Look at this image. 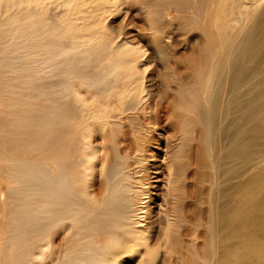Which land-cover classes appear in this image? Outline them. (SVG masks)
I'll use <instances>...</instances> for the list:
<instances>
[{"label":"bare ground","instance_id":"6f19581e","mask_svg":"<svg viewBox=\"0 0 264 264\" xmlns=\"http://www.w3.org/2000/svg\"><path fill=\"white\" fill-rule=\"evenodd\" d=\"M132 263L264 264V0H0V264Z\"/></svg>","mask_w":264,"mask_h":264},{"label":"rangeland","instance_id":"374dc122","mask_svg":"<svg viewBox=\"0 0 264 264\" xmlns=\"http://www.w3.org/2000/svg\"><path fill=\"white\" fill-rule=\"evenodd\" d=\"M135 9H136V5H129V7H128V5L124 6L122 13H120L119 16H117L116 18L111 19L109 21L110 27L113 28V30H115V31L119 28L123 29L124 31H129L131 29L130 31L133 34H136L137 35L136 38L139 39L140 35L138 36L137 32H142L145 30L147 31L148 27L144 21L145 19L142 16V14L139 15V13H137V11ZM126 10H128V14L126 15V18L121 19L124 17ZM134 10H135V12H134ZM118 19H119V21H118ZM113 20H114V22H113ZM116 20H117V22H116ZM128 24H129V26H128ZM143 28H144V30H143ZM139 40L142 43L146 44L147 39L145 37H141ZM188 50H189V48L186 49L184 47V45L176 46V50H173L172 48H170L167 50L166 62H164L162 60H157L154 63L155 68L153 67L154 69H151L150 72H152V74H153L152 75L153 82L157 88H159V87L161 88L163 86V84L165 83V80H170V78H171L170 74H172V68L171 67L175 66L176 64H178V66H180L181 72L183 74H185L186 65L189 63V58H187ZM165 64H167V68H165ZM158 132H160V131H158ZM193 134H194V136H196V132H194ZM190 149H191L190 152L192 154L194 149H195L194 142L192 143ZM190 162H192V160H190ZM186 175H187L186 181H188L190 179V170H187ZM186 186H187L186 188L188 189L189 188V181L186 182Z\"/></svg>","mask_w":264,"mask_h":264}]
</instances>
